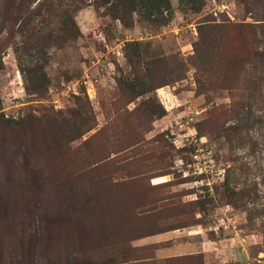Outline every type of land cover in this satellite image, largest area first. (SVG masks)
Wrapping results in <instances>:
<instances>
[{
  "label": "rangeland",
  "instance_id": "obj_1",
  "mask_svg": "<svg viewBox=\"0 0 264 264\" xmlns=\"http://www.w3.org/2000/svg\"><path fill=\"white\" fill-rule=\"evenodd\" d=\"M52 1L25 5L28 25H16L2 58L0 107L21 116L0 130V264H130L129 246H144L135 257L158 264L156 247L175 244L202 254L173 264H264V211L249 219L211 195L229 161L224 116H207L230 99L226 91L196 92L192 45L202 24L217 21L213 0L198 12L171 0V19L155 25L136 16L126 25L99 0H59L73 15L74 25L65 24L49 10ZM229 3L217 22L264 18V0L252 12L241 0ZM131 40L141 42L145 60L176 55L184 77L159 74L154 81L169 77L166 84L133 99L118 82L144 73V60L124 56ZM20 61L43 65V89L27 90ZM148 96L165 113L141 109L138 129L131 109ZM253 112L256 144L239 153L258 190L249 206L264 208V100ZM46 123L62 127L60 146ZM76 127L91 129L71 141ZM158 234L167 236L148 242Z\"/></svg>",
  "mask_w": 264,
  "mask_h": 264
},
{
  "label": "trees",
  "instance_id": "obj_2",
  "mask_svg": "<svg viewBox=\"0 0 264 264\" xmlns=\"http://www.w3.org/2000/svg\"><path fill=\"white\" fill-rule=\"evenodd\" d=\"M32 1L0 0V37L4 35L5 38L0 42V69L3 67L2 58L7 43H10L11 37L17 32L16 25H28V18L23 16V12L25 5ZM99 1L110 17L126 25H132L135 16L138 21L155 25L161 23V20L162 22L169 21L173 15L171 0ZM241 1L252 12L255 0ZM177 2L180 5H185L193 12L200 11L205 4V0H177ZM49 10L54 15L64 16L65 24L68 21L74 25L71 10L59 0L52 1ZM254 20L256 22L253 23L217 21L204 23L199 27L197 39L192 45L198 65L195 79L196 92L211 98L212 91H226L230 99V102L224 106L213 105L207 116L209 123H213L219 116H224L220 130L228 144L227 160L229 161L228 166L223 170L222 180L213 183V194L211 195L212 198L216 196L217 199L234 209L246 211L249 219H253L264 211L263 207L249 206L250 201L257 198L258 190L256 182L251 181L249 178L250 167L239 153V149L244 146L251 151L254 149L256 142L250 130L258 121V116L254 114L253 109H258L264 100V18H255ZM123 51L124 56L129 61L135 58L138 61L144 60L145 62L142 75H135L132 78L123 77L118 81L132 95L133 99L148 94L155 88L166 84L169 77L154 81L159 74H166L174 80L183 78L185 75V63L176 55L150 60L143 59L142 44L138 40L125 41ZM19 67L25 74L26 88L29 92L34 93L44 88L47 83V76L40 62L35 61L27 64L20 61ZM158 99L163 105L167 101L166 95L160 96ZM155 100L156 97L148 96L131 109V112L136 115L135 120L138 121V129L142 127L139 112L141 109L144 108L149 112H154L156 116L164 115L165 111L161 104L155 107ZM3 116L2 111H0V130L7 128L14 122V119ZM73 124L79 126V123ZM45 129H50L51 135L56 138V146H60V143L64 140L63 138L66 137L62 127L60 125L50 126L49 123H46ZM90 129L87 128L82 131L79 130V127H76V131L71 132L70 140L73 141L79 138ZM86 142L88 141L85 140ZM139 142L140 140L137 139L130 146L137 145ZM101 159H98L95 163ZM184 226H176L173 229ZM143 248L144 246L139 248L129 246L124 253L126 261L128 260L130 264H155V262H149L151 257H135L136 251ZM116 252L118 251L115 250L114 253ZM194 256L196 255L171 257L167 258L165 263L173 264V261L184 258L192 259Z\"/></svg>",
  "mask_w": 264,
  "mask_h": 264
},
{
  "label": "crops",
  "instance_id": "obj_3",
  "mask_svg": "<svg viewBox=\"0 0 264 264\" xmlns=\"http://www.w3.org/2000/svg\"><path fill=\"white\" fill-rule=\"evenodd\" d=\"M163 234H158L156 236L149 237L150 240L148 242H150L151 244L152 243L158 244L160 242L159 236L160 235L162 236ZM163 236H167V235H163ZM186 246L187 245L185 244H179V245L175 244L173 246H157L155 249V259L157 260L158 264H166L165 260L167 258L178 257L183 255H191L196 253L202 254L201 251L199 252L189 251L186 248Z\"/></svg>",
  "mask_w": 264,
  "mask_h": 264
},
{
  "label": "built area",
  "instance_id": "obj_4",
  "mask_svg": "<svg viewBox=\"0 0 264 264\" xmlns=\"http://www.w3.org/2000/svg\"><path fill=\"white\" fill-rule=\"evenodd\" d=\"M215 6L212 9V14L215 18H217L216 20L219 21V16L222 12H225L227 14H229V7H230V3L229 0H222L221 3H216L215 0H213ZM12 108L9 107H4L1 109L4 117L6 118H11V119H17L19 118L21 115L19 113V111H15V110H11Z\"/></svg>",
  "mask_w": 264,
  "mask_h": 264
}]
</instances>
